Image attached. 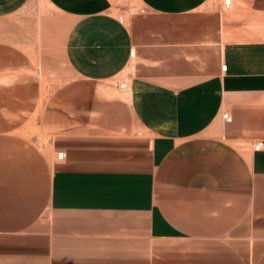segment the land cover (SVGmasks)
<instances>
[{
    "label": "crops",
    "instance_id": "crops-1",
    "mask_svg": "<svg viewBox=\"0 0 264 264\" xmlns=\"http://www.w3.org/2000/svg\"><path fill=\"white\" fill-rule=\"evenodd\" d=\"M222 1L0 0V264H264V0Z\"/></svg>",
    "mask_w": 264,
    "mask_h": 264
},
{
    "label": "built area",
    "instance_id": "built-area-1",
    "mask_svg": "<svg viewBox=\"0 0 264 264\" xmlns=\"http://www.w3.org/2000/svg\"><path fill=\"white\" fill-rule=\"evenodd\" d=\"M230 2H231V0H223V1H222V4H223V6H224L225 8H229V6H230ZM120 19H121V18H120ZM129 56L132 58V57L134 56V51H130V52H129ZM128 68H129L130 70H133V69H134V65H133V64H130ZM225 69H226V66H225V65H222V66H221V70L225 71ZM125 85H126L125 82H122V83L119 84L118 87H119L120 89H124V88H125ZM222 118L225 119L227 122L231 121V118H230V116H228L227 113L222 114ZM261 147H262V143H261V142H258L257 144L254 145V150H259ZM62 155H63V154H62L61 152L57 153V157H58V158H61Z\"/></svg>",
    "mask_w": 264,
    "mask_h": 264
}]
</instances>
